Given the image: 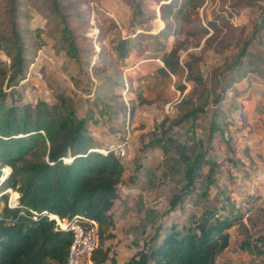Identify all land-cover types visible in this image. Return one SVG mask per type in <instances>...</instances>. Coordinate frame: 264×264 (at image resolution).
I'll list each match as a JSON object with an SVG mask.
<instances>
[{
    "label": "rangeland",
    "instance_id": "374dc122",
    "mask_svg": "<svg viewBox=\"0 0 264 264\" xmlns=\"http://www.w3.org/2000/svg\"><path fill=\"white\" fill-rule=\"evenodd\" d=\"M168 1L0 0V89L5 92H0V101L24 104L42 98L56 104L63 97L72 101L77 114L94 108L87 126L96 147L107 148L129 129L124 183L136 184L141 176L145 194L138 188L122 190L116 206L120 222L104 242L108 256L101 264H110L112 257L122 264L144 242L151 243L157 223H164L162 231L172 222L186 225L206 208L239 217L228 229L229 245L216 264H264V0ZM18 36L27 60L24 75L6 80L9 52H14ZM122 39L128 42L121 49L126 56L117 53ZM71 40L77 50L70 47ZM164 59L173 63L175 73L161 71L167 67ZM151 69L153 74L145 73ZM197 103L205 109L193 126L190 120L180 121ZM212 119L230 137L233 149L223 142L219 128L207 142ZM158 135L160 143L149 141ZM168 135L177 137V145L192 146L200 139L196 150H204L208 161L178 212L161 219L183 178V172L173 179L165 174L178 160L182 164L176 144H167L168 152L162 148ZM210 162L215 166L208 183ZM4 170L8 173L10 167ZM143 197L147 206L161 203L152 225L144 207L134 208ZM121 207L135 210L125 223L128 213L124 216ZM242 239L262 251L241 249Z\"/></svg>",
    "mask_w": 264,
    "mask_h": 264
},
{
    "label": "trees",
    "instance_id": "16d2710c",
    "mask_svg": "<svg viewBox=\"0 0 264 264\" xmlns=\"http://www.w3.org/2000/svg\"><path fill=\"white\" fill-rule=\"evenodd\" d=\"M55 7L59 11L56 3ZM66 15H62L65 20ZM65 29L72 37V29L67 24ZM13 30L17 36L15 27ZM16 42L14 52H9L10 72L6 80L11 81L24 75L27 61L19 36ZM248 42V39L244 41L239 57L245 53ZM126 44L125 39L120 40L118 55L126 56V51L121 50ZM70 47L78 49L74 40ZM164 62L167 67L160 68L161 71L175 73L173 63L167 59ZM0 92L5 96L2 89ZM126 95H131V91ZM204 109V103H197L185 110L179 120L186 123L190 120L193 126V120ZM94 113V108H87L77 114L72 101L67 102L63 97L56 104L42 98L24 104L7 105L0 101V167H10L4 180H0V264H48L50 261L65 264L72 241V232L65 225L73 221L95 225L97 245L90 263L105 262L108 248L104 242L113 235L114 228L110 209L119 195L117 185L125 167L116 151L102 153L93 149L97 145L87 123L95 117ZM218 128L223 142L233 149L230 137L216 119L210 122L207 142L212 141L213 132ZM188 137L187 140H192ZM176 140L177 137L168 135L162 147L164 152L169 151L167 144H176ZM149 141L160 143L161 135ZM201 145L200 139L192 146L175 145L182 164L178 160L168 166L165 174L173 179L177 172H183V178L177 181L179 188L169 200L166 215L177 213L185 194L193 191L194 178L208 161L204 150H196ZM214 166L210 162L208 183L213 181ZM8 187L18 193L15 207H9L8 194L1 193ZM31 210L38 212L36 219L31 217ZM238 220V216H220L216 209L206 208L199 218L192 217L186 225L172 222L162 231V223L157 224L150 236L151 243L144 242L122 264H216L217 255L229 245L228 229ZM240 248L262 251L258 244H251L247 239L241 240ZM110 264H117L114 257Z\"/></svg>",
    "mask_w": 264,
    "mask_h": 264
},
{
    "label": "built area",
    "instance_id": "2783aa9c",
    "mask_svg": "<svg viewBox=\"0 0 264 264\" xmlns=\"http://www.w3.org/2000/svg\"><path fill=\"white\" fill-rule=\"evenodd\" d=\"M149 74H153L151 71ZM141 82H145V78H140ZM125 87L126 90L129 91V84L125 80ZM131 85V84H130ZM126 91V92H127ZM130 140L129 129L126 130V134L122 136L120 140L117 142L110 144L105 148L102 147H93L94 150L100 151L102 153H106L109 150L116 151L119 157L124 158L128 155L127 147ZM5 167H2V173L0 175V180H4L5 176L7 175L4 172ZM9 168V167H8ZM1 193H7V205L9 207H15L18 203V193L15 192L11 187L5 188ZM33 219H36L38 216V212L36 210H31ZM44 213H47L46 211ZM49 215H53L51 213H47ZM65 227L72 232V241L69 246L67 256H66V263L65 264H91L90 258L92 252L96 248L97 245V230L95 225L85 226L78 221H73L66 223Z\"/></svg>",
    "mask_w": 264,
    "mask_h": 264
},
{
    "label": "crops",
    "instance_id": "0c3cea01",
    "mask_svg": "<svg viewBox=\"0 0 264 264\" xmlns=\"http://www.w3.org/2000/svg\"><path fill=\"white\" fill-rule=\"evenodd\" d=\"M152 64H154V63H151V65ZM154 66H156V64H154L151 68H154ZM151 71H153V69H151L150 71H148V72H145V73H150ZM170 73V72H169ZM143 74H141L140 75V77L142 76ZM136 81V80H135ZM96 139V138H95ZM117 142V141H116ZM113 143H115V142H110V143H108L109 145L110 144H113ZM96 144V143H95ZM97 145V144H96ZM108 145V146H109ZM124 163V162H123ZM125 165L126 164H124V167H125ZM137 177V179L135 178V176H134V178H135V180H136V184H132L131 182H129L128 181V184H132V185H129V186H127L126 185V183H124V179H126V170L124 169V172L122 173V177H121V181L118 183V185H117V191H118V197H116L115 199H114V203H113V205H112V207H111V209H110V212L112 213V217H113V220H114V228H112V232H115L116 233V226H117V224H118V222H120V219H119V217L117 216V213H116V206H117V204H119V201H120V194L121 195H123V192H122V190H124L125 189V191L128 193V192H130V193H132L130 190L131 189H135V188H138L136 191H138V190H140L141 191V188L142 187H144L143 185H141L142 184V182H140V181H142V180H140V178H141V176H136ZM148 180V179H147ZM148 186H149V183H148ZM119 187H121L120 188V190H119ZM145 187H147V186H145ZM145 194V190H143L142 189V191H141V194ZM132 200V199H131ZM150 200H151V198H150ZM147 202H148V200L145 198V197H143L142 199H140L139 201H136V205L134 204V208H135V210H138V208L139 209H142L143 207H144V209L145 210H147V212H148V214L149 215H151V216H149V217H147V221H148V223H150V225H152V220L154 221L155 220V217H157L158 215H159V212H160V210H159V207H160V205H161V203H153V202H151V204H149L148 206H147ZM138 203V204H137ZM133 207V206H132ZM121 209V211H123V214H124V216L125 215H127V213H128V215L126 216V217H123V220H124V223H125V221L129 218V213H132L133 212V210H132V208L130 209V208H127V209H124V208H120ZM120 209H119V211H120ZM125 210H126V212H125ZM134 210V211H135ZM121 214H122V212H121ZM168 218L169 217V215H163L162 217H161V219H166V218ZM128 220H130V218L128 219ZM160 220V219H159ZM158 224V223H157ZM162 224L164 225V223L162 222ZM127 229V228H126ZM108 240V239H107ZM107 240H106V242H107ZM140 248V247H139ZM138 248V249H139ZM135 252V251H134ZM123 263V262H122Z\"/></svg>",
    "mask_w": 264,
    "mask_h": 264
}]
</instances>
